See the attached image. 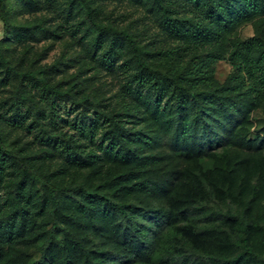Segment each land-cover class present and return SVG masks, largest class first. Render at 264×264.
Returning a JSON list of instances; mask_svg holds the SVG:
<instances>
[{
    "label": "trees",
    "instance_id": "1",
    "mask_svg": "<svg viewBox=\"0 0 264 264\" xmlns=\"http://www.w3.org/2000/svg\"><path fill=\"white\" fill-rule=\"evenodd\" d=\"M66 1L69 11L84 9L97 59L111 71L124 61L117 68L129 88L121 110L83 98L72 110L80 120L61 119L73 134L42 138L64 154L54 169L42 154L8 150L0 132V264H264V164L212 154L255 146L248 129L252 113L264 118V0H148L177 42L159 51L99 21L93 0ZM0 19L22 37L23 28H10L7 0ZM247 24L255 33L241 39ZM222 60L232 67L224 84L215 77ZM10 64L0 41V68L40 87L58 126L68 94L39 77L45 71ZM11 111L2 125H34L30 110ZM99 129L98 150L82 143ZM216 200L241 210H215Z\"/></svg>",
    "mask_w": 264,
    "mask_h": 264
},
{
    "label": "rangeland",
    "instance_id": "2",
    "mask_svg": "<svg viewBox=\"0 0 264 264\" xmlns=\"http://www.w3.org/2000/svg\"><path fill=\"white\" fill-rule=\"evenodd\" d=\"M30 2L33 5H30ZM7 5L10 28H23L22 37L16 38L10 33L11 29L6 30L4 22L0 19V41L6 48V55L11 59L10 66L16 67L21 73L30 70L45 71V74L39 77H46L49 84L58 86L60 90L67 93L68 100L61 101L59 107L61 117H55L59 125L54 126L48 119L50 118L49 106L41 101V88L37 87L34 81L22 80L12 71L0 68V116L10 115L11 110L19 105L24 113L28 110L31 112L26 124L35 122L29 129L10 127L0 123V132L3 131L5 134L4 146L8 150L22 151L25 155L42 154L45 158L51 159L46 161V165L52 164L54 169L62 160H65L64 154L54 155L53 148L44 145L45 142H41L42 138L55 135L61 140L73 134L74 131L61 119L69 120V123L76 119L80 120L81 111L72 110L81 104L83 98H89L92 102L107 106L108 110L114 111V107L116 110H121L122 93L129 88L127 82L129 73L117 68L124 62L123 60H118L116 68L111 71L97 59V51L91 42L90 24L80 5H73L71 11H69L70 3L66 0H7ZM93 6L99 21L127 30L150 50H169L177 44L163 30L160 18L152 11L148 0H93ZM24 28H32L36 36L29 34ZM41 29L47 32L43 33ZM254 33V25L247 24L239 29L238 36L241 39H248ZM125 57L124 53V59ZM131 57L132 55H128V58ZM159 60L163 63V57H159ZM51 67L53 69L48 70ZM231 72L232 67L227 60L216 64L215 77L220 84L227 81ZM22 96L36 103L32 105L28 101L24 102L21 100ZM36 106H39V111L45 114L38 115L39 111H35ZM91 113L93 114V111ZM251 122L248 136L254 141L255 146L245 149L232 146L220 147L213 150L212 154H219L223 158H242L250 155L264 164L262 113L259 111L252 113ZM101 130H98L93 142L86 139L82 143L98 150ZM89 147H86V150H89ZM206 160L212 161L210 157ZM258 177L259 175L253 177L254 185L259 182ZM262 204L264 207V199ZM212 207L223 211L241 210V206L231 200L226 202L216 200Z\"/></svg>",
    "mask_w": 264,
    "mask_h": 264
}]
</instances>
